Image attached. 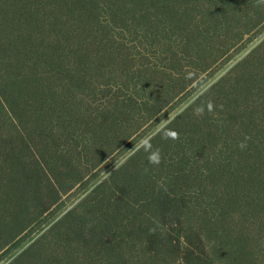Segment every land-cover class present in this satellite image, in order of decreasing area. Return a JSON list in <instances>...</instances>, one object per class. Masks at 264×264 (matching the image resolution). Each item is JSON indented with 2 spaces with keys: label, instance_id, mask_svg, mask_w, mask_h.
Listing matches in <instances>:
<instances>
[{
  "label": "trees",
  "instance_id": "obj_1",
  "mask_svg": "<svg viewBox=\"0 0 264 264\" xmlns=\"http://www.w3.org/2000/svg\"><path fill=\"white\" fill-rule=\"evenodd\" d=\"M263 28L264 0H0V252ZM95 184L8 264H264V39Z\"/></svg>",
  "mask_w": 264,
  "mask_h": 264
},
{
  "label": "rangeland",
  "instance_id": "obj_2",
  "mask_svg": "<svg viewBox=\"0 0 264 264\" xmlns=\"http://www.w3.org/2000/svg\"><path fill=\"white\" fill-rule=\"evenodd\" d=\"M251 38H253L251 40ZM242 45L235 49L229 57L220 64L214 72L207 74L206 82L197 84L195 90H193L188 96L184 98L176 107L166 112L165 116L157 122L155 125H148L144 134L137 137L134 141L130 142L123 148L117 150L107 161H105L96 176L92 177L87 185L84 187H77L73 192H64L63 202L53 206L43 216H40L41 227L36 225L37 221L27 232H23L22 237L15 243L6 247L0 252V264H8L11 262L19 253L25 250L29 245L32 244L40 235H42L58 218H60L66 211L67 208L72 207L86 192H88L95 183L106 178L110 175L117 167H119L139 146L147 141L152 135L159 131L163 126L170 122L176 115L182 112L187 106H189L197 96L202 93L207 87L214 83L219 77L225 74L237 61L243 58L253 47L264 39V28L260 32L254 35H247ZM90 184V185H89ZM86 189V190H85ZM43 217V218H42ZM36 225V226H35ZM40 227V228H39ZM39 228V229H38ZM33 229V230H32Z\"/></svg>",
  "mask_w": 264,
  "mask_h": 264
},
{
  "label": "clouds",
  "instance_id": "obj_3",
  "mask_svg": "<svg viewBox=\"0 0 264 264\" xmlns=\"http://www.w3.org/2000/svg\"><path fill=\"white\" fill-rule=\"evenodd\" d=\"M208 109H209V111H211V109H212V104L211 103H209ZM201 114H203L202 110H201ZM169 136L172 139H176L177 138V133L170 132ZM245 139L247 140L248 138H245ZM239 147L241 149H244V148L247 147V144L245 142H241ZM145 151L148 152V157L147 158H148V162L150 164L158 166L161 163V155H160L159 149L153 150L151 144L149 143L147 145V147H145Z\"/></svg>",
  "mask_w": 264,
  "mask_h": 264
}]
</instances>
